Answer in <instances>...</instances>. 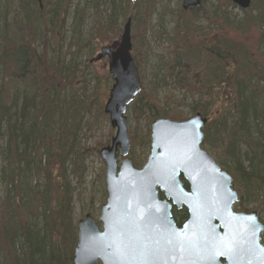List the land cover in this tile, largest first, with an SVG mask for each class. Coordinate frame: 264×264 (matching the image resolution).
I'll use <instances>...</instances> for the list:
<instances>
[{
  "label": "trees",
  "instance_id": "1",
  "mask_svg": "<svg viewBox=\"0 0 264 264\" xmlns=\"http://www.w3.org/2000/svg\"><path fill=\"white\" fill-rule=\"evenodd\" d=\"M77 1L42 0L40 7L36 0H0V264H74L70 171L83 170L84 154L98 150L81 146L89 117H108L102 107L92 114L95 92L85 86L78 93L75 84L86 75L65 58L72 49L93 53L102 43L117 45L129 19L142 79L155 55L151 36L170 45L129 111L149 126L157 119L214 116L203 149L217 152L223 169L231 164L240 211L263 204L264 0H252L242 19L230 13L236 8L230 0H202L199 8L179 9L173 34L161 31L160 21L151 23L163 0H84L82 8ZM87 16L92 27L79 46ZM70 18L74 37L66 44ZM57 37L62 43L54 47ZM130 138L132 160L141 168L135 152L150 149L151 130L141 141L131 131ZM186 217L184 210L174 212L178 225Z\"/></svg>",
  "mask_w": 264,
  "mask_h": 264
},
{
  "label": "water",
  "instance_id": "2",
  "mask_svg": "<svg viewBox=\"0 0 264 264\" xmlns=\"http://www.w3.org/2000/svg\"><path fill=\"white\" fill-rule=\"evenodd\" d=\"M230 1L241 10L252 4V0ZM37 2L42 6V0ZM201 5V0H183L182 8ZM132 50L129 20L118 46L102 48L92 60L108 58L114 85L104 111L116 135L99 153L108 193L100 216L102 229L90 214L78 223L73 263L159 264L148 250L160 249L167 259L163 250L176 248L175 259H167V264H264V225L256 212L234 211L240 197L231 174L202 149L208 120L201 114L184 122L154 121L145 166L136 168L129 158L128 107L141 91ZM160 192L164 200L159 199ZM173 207L188 211V220L180 227L173 219Z\"/></svg>",
  "mask_w": 264,
  "mask_h": 264
},
{
  "label": "rangeland",
  "instance_id": "3",
  "mask_svg": "<svg viewBox=\"0 0 264 264\" xmlns=\"http://www.w3.org/2000/svg\"><path fill=\"white\" fill-rule=\"evenodd\" d=\"M77 2L75 3V6L79 8H82L84 6V0ZM182 2L183 0H163L161 7L158 8L159 14L156 13L155 16H153L152 18V26L156 27L160 21L165 27V31L162 29L161 31H163L165 34H173L172 32L175 27L176 21L175 14L179 11V9H182ZM216 2L217 0H212V3ZM230 13L238 19H242L244 17V13L237 6L234 9L230 8ZM87 15H89V13ZM92 21L93 18L90 16H87L85 18L78 40L79 46H82L88 39L89 32L92 27ZM202 26L205 27L206 23H203ZM71 27L72 18H70L68 22L66 44H69L74 37ZM159 38L160 37H157V33L155 34V37L152 38L151 36L155 55H153L150 59V67L144 72V77L142 79L143 85H147L148 82L151 81L152 74H154L156 70L154 67L155 65H158V57L165 55V50L170 49L169 43L164 38ZM53 42V46L57 47L61 45L62 40L60 37H57L53 40ZM102 46H104V43H102ZM94 49L95 50L93 51V53L85 48H78L74 50L72 49L71 52L67 54L65 58L69 66L76 65L78 71L80 73L84 72L86 75L84 78L85 82L82 81L83 79L81 78L75 84V89L78 90V93H81L82 89L85 86L90 90L93 89L92 93L95 92L96 104L94 105V111L92 112V114H95V109L97 110L100 107H102L104 110L105 104L110 95V90L113 86V81L108 70L107 60L95 64L87 63L90 59L94 58L100 51V47H96ZM7 88H9V85H7ZM165 94L166 93L164 91H161L159 96L160 99H162ZM175 94L179 97L182 96V94H180L179 92H176ZM217 102L219 103L220 100H217ZM188 104L190 103L188 102ZM215 104L217 103L215 102ZM218 106L219 104L215 107L217 108ZM97 115H94V118L93 116L89 117L88 123L90 124V126L84 129V134L81 138V146L86 147V149L89 150H98H94L93 153H90L88 151L84 154L85 168L83 170L77 169V172L75 174L70 171V182L72 187L71 191L73 192L72 221L77 229V236L79 233V230L77 228L78 222L84 219L87 214L92 215L95 218L96 222H98L101 216L102 207L106 204L108 198L105 181L106 167L101 161L98 151L110 145L112 139L115 137L116 130L111 127L109 119H105L104 117ZM127 116L130 131L136 136L137 141H141V138L146 134L149 128L151 130V124L150 126L148 125L147 119H144L145 116L142 118H136L132 111H129ZM188 117H192V115H188ZM213 118L214 116H209V122L212 121ZM99 145L102 147H99ZM133 151L134 149H132L131 152ZM208 152L213 158L220 160L219 155H217V152H215L214 150H210ZM149 154L150 149L146 147H138L135 152V155L138 156V158L136 159H138L139 161H143V165L146 164ZM133 157L134 155L132 154L130 158L133 159ZM1 167L2 163L0 161V169ZM226 168L228 172H230L231 174L233 173L234 170L231 168V164ZM57 174L58 172H56L54 176ZM34 183H36V181L33 182V184ZM44 183L45 181H41L38 182L37 185L40 187L43 186ZM3 196L4 189L3 186L0 184V201L3 199ZM261 201H263V204L259 205L261 202L259 204L255 203L254 206H250L249 211H258L260 220L264 224V198L261 199ZM262 241L264 243V235L262 236Z\"/></svg>",
  "mask_w": 264,
  "mask_h": 264
},
{
  "label": "snow or ice",
  "instance_id": "4",
  "mask_svg": "<svg viewBox=\"0 0 264 264\" xmlns=\"http://www.w3.org/2000/svg\"><path fill=\"white\" fill-rule=\"evenodd\" d=\"M248 219L251 220L253 218L249 217ZM250 230L253 233H255V231H256L255 225H252ZM129 247H130V251H132V252L136 251V248L134 246H129ZM148 251L151 253V258L154 259L155 261L159 262V264H167V259H175V257L172 255V253H174L176 251V248H168V249L163 250L164 253L168 254L167 259L165 258V255L160 254L161 253L160 249H151ZM185 251H187V249H185ZM144 258L147 259L148 257L145 256ZM133 259H135L134 256H133ZM249 264H251V262H249Z\"/></svg>",
  "mask_w": 264,
  "mask_h": 264
},
{
  "label": "flooded vegetation",
  "instance_id": "5",
  "mask_svg": "<svg viewBox=\"0 0 264 264\" xmlns=\"http://www.w3.org/2000/svg\"><path fill=\"white\" fill-rule=\"evenodd\" d=\"M185 189H186V190H189V187H188L187 185H185ZM162 197H163V196H161L160 199H162ZM183 210H184V211L186 212V214H187V217H186V219H185V221H186V220L188 219V212H187V210H186L185 208H182V210H179V211H183ZM173 211L176 212V211H178V210H177L176 208H174ZM179 211H178V212H179Z\"/></svg>",
  "mask_w": 264,
  "mask_h": 264
},
{
  "label": "bare ground",
  "instance_id": "6",
  "mask_svg": "<svg viewBox=\"0 0 264 264\" xmlns=\"http://www.w3.org/2000/svg\"><path fill=\"white\" fill-rule=\"evenodd\" d=\"M77 240H78V238H77Z\"/></svg>",
  "mask_w": 264,
  "mask_h": 264
}]
</instances>
